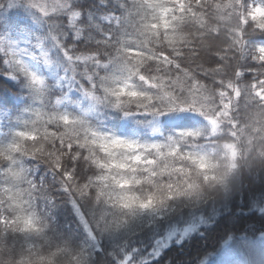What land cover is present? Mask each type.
I'll return each mask as SVG.
<instances>
[{
	"label": "trees",
	"instance_id": "trees-1",
	"mask_svg": "<svg viewBox=\"0 0 264 264\" xmlns=\"http://www.w3.org/2000/svg\"><path fill=\"white\" fill-rule=\"evenodd\" d=\"M48 2L55 3L57 8L47 16L31 7L27 0H15L0 9V34L26 37L28 45L37 53L42 48L50 60L48 67L59 72L64 80L62 87L71 90L66 95L57 96L62 100L59 106L55 105L57 97L53 98L52 105H48L51 90H44L41 96L35 89L25 91L27 86L21 85L11 74L0 75V148L6 149L16 142L18 132L32 128L36 110L65 113L100 131L142 143L164 140L172 127L166 126L161 118L144 114L125 116L118 109L106 108L103 102L97 104L83 90L77 92L67 79L72 68L85 65L76 60L77 56H95L101 61L100 67L105 68L104 76L122 78L127 75L123 68L126 59L123 48L140 47L147 38L152 39V47L159 45L158 40L147 34L145 26L151 22L152 11L143 0ZM20 8L31 21L30 27L7 23V14ZM163 31L161 27L160 32ZM73 50L76 56L70 60L68 57ZM87 65L96 67L91 61ZM73 92L76 95H72ZM246 155L240 149L235 169L239 177L236 180L231 178L235 170L229 172L227 169V158L215 161L217 168L206 173V184L211 181L209 189L219 186V191L228 192L238 186L240 166L246 162ZM14 156L15 163L11 166L20 176L12 177L6 172L9 164L0 162V189L8 187L22 192L24 211L34 220L39 231L17 232L0 225V244L18 250L36 245L44 254L55 253V264H158L161 257L166 258V264H173L174 258L176 264H201L209 255L193 252V236H198L199 243L206 246L209 236L205 229L221 215L231 213L233 219L242 216L249 221L252 210L264 215V203L259 199L251 201L250 209L244 207L243 191L239 192L234 204L206 208L207 201L199 200L204 194L199 182L198 192L192 194L197 199L189 205L164 202L152 209L125 212L118 206L115 196L105 194L98 198L95 186V193L77 191V184L87 183L99 172L90 160L66 156L63 167H57L51 159L42 156L23 153ZM66 170L73 173L72 179L66 178ZM103 187L107 193V182ZM198 209L202 213L195 216ZM193 222L197 227L185 237L180 235L177 230ZM256 227L248 222L244 231H229L214 242L215 251L229 239L253 241L248 231ZM233 261L240 264L238 260Z\"/></svg>",
	"mask_w": 264,
	"mask_h": 264
},
{
	"label": "clouds",
	"instance_id": "clouds-1",
	"mask_svg": "<svg viewBox=\"0 0 264 264\" xmlns=\"http://www.w3.org/2000/svg\"><path fill=\"white\" fill-rule=\"evenodd\" d=\"M33 2L41 6L45 3L51 6L48 0H33ZM7 3L8 0H0V9H4ZM170 6L175 10V15L184 17L183 22L173 21L177 30L183 33V38L177 41L175 48H170L163 42L162 34L161 43L154 48L157 53L161 51L168 53L172 63L147 61L142 71L149 79L165 77L169 84L175 80H183L185 84L183 89L176 87L169 89L177 97V108L171 115L188 117L189 122L183 127L201 133L198 137L189 138L181 143L183 151L202 153L214 161H222L227 158L224 145L238 143L241 151L247 154L246 162L240 166L239 185L228 192L219 191V186L209 189L208 184L211 181L206 184L203 176H197L195 173L187 182L180 173L157 175L154 177V184L143 183L134 186L133 190L144 196L148 192H156L157 186H160L159 194L166 197L164 202L185 206L197 197L187 194L176 195V193L190 192L188 185L195 180L203 186L204 194L199 197V200L207 201L206 208L234 204L240 191L244 193V207L250 209L251 201L255 199L264 203V155H261L264 153V131H255L248 126L254 113L264 114V101L253 95L257 89L264 90V62L259 60L257 51L259 48H264V0H187L183 13L177 10L178 6L171 0ZM188 6L197 13L201 22L194 21L188 14ZM34 8L40 12L39 7ZM7 23L16 27L31 26V21L22 8L17 9L13 19H7ZM34 39L39 41L38 37ZM9 40L10 38L6 35L0 36V75L11 74L21 85L27 86L25 91L28 88L35 89L32 74L40 77L45 84L44 90H51L48 92V105H52L54 97L66 95L71 90V88L64 89L62 87L64 80L59 72L48 67L49 63L45 62L42 48L37 53L31 45L21 47L20 44L9 43ZM68 43L71 44L70 39ZM74 56H76L75 50L68 58L71 60ZM86 71L93 75L92 81L87 79ZM104 71V67L76 65L71 69L72 74L67 77L68 83L77 92L81 90L84 93L94 92L102 98L106 108L117 109L114 107L116 98L104 91L105 82L102 79ZM132 82L140 91L153 95L152 107H167L163 100L156 99L159 96L157 88L152 87L147 81H141L138 76L133 77ZM115 83H122V80H116ZM193 84L199 86V92L206 97L205 102L214 116L223 112L221 107L223 99L232 93V86L238 88L243 94L238 101L233 95L232 107L227 117H220L222 122L215 132L212 131V124L206 116L193 110L180 111L181 103L185 105L191 103L189 93ZM57 85L61 87L58 88ZM72 95L76 93L73 92ZM118 110L123 114L122 110ZM129 110L137 109L133 104ZM85 126L91 127L86 124ZM241 129H245L247 135L240 134ZM234 132L238 135H233ZM176 134L177 129L172 127L169 135ZM167 137L162 142H166ZM249 137H251V144L248 142ZM184 163L186 166L191 165L190 161ZM139 175L145 176L147 173L140 172ZM168 185H172L171 189L167 187ZM169 190L173 193L171 197L166 196ZM89 191L95 193V188ZM8 205L7 194L0 190V215H13L16 210L10 209ZM249 217L252 218L250 221L242 216L233 219L231 213L227 216L221 215L211 227L205 229L209 236V243L206 246L199 243L198 236H193V252L210 256L215 251L214 242H218L229 231L233 233L244 231L248 222L257 225L255 229L248 231L253 240L257 239L264 234V215L252 210ZM25 251L26 248L18 250L15 247L8 248L0 244V264H17V260ZM158 264H166V258L161 257ZM173 264H176V258L173 259ZM209 264H218L216 256L209 260ZM240 264H264V241L255 251L241 260Z\"/></svg>",
	"mask_w": 264,
	"mask_h": 264
},
{
	"label": "snow or ice",
	"instance_id": "snow-or-ice-1",
	"mask_svg": "<svg viewBox=\"0 0 264 264\" xmlns=\"http://www.w3.org/2000/svg\"><path fill=\"white\" fill-rule=\"evenodd\" d=\"M15 0H8L6 6L14 3ZM144 5L152 11L151 22L145 27L148 36L161 43L163 42L170 48H175L178 40L183 38V33L177 30L173 21L183 22V16L174 14V9L170 6V0H143ZM178 6V11L183 13L187 6V0H171ZM31 7H39L40 12L47 16L50 11H56L57 5L52 3L49 6L45 3L43 6L29 0ZM17 9H13L7 14V19L12 20ZM188 14L196 22H201L197 13L188 6ZM171 17V18H170ZM163 27V33L160 28ZM11 43V42H9ZM152 39H145L140 47H125L122 49L124 59L123 68L127 75L122 78L104 76V91L116 98L114 107L123 111L125 116L133 114H144L152 117H159L166 126L177 129L176 135H169L166 142L142 143L138 140L129 139L123 136L102 133L91 127H86L85 122L78 118H73L68 114L58 111L36 110L33 126L28 131L17 133L18 139L15 143L10 144L6 149L0 148V162H7L9 167L6 172L14 178H19L20 174L16 172L11 165L15 163L14 154H31L33 156H42L51 159L57 167H63V161L67 156L69 159H87L95 165L99 172L83 185H76L77 191L83 193L95 186L98 189V198L105 194L115 196L118 206L125 212L133 210H146L155 208L158 204H163L165 196L159 194V187L156 192H148L144 196L133 190L134 186L143 183L154 184V177L157 175L180 173L187 182L193 173L197 176H203L207 179L206 173L209 170H215L217 164L211 157L197 152H188L181 149V143L186 142L189 138L198 137L201 133L190 128H184L183 125L189 122L185 116L171 115L177 108V97L169 89L176 87L183 89L185 84L183 80L167 82L165 77H152L149 79L142 69L147 61H156L165 64L172 63L171 57L166 52H156L151 46ZM40 45H38L39 47ZM159 46V45H158ZM135 49V50H134ZM259 60L264 62V48L257 49ZM46 63H50L46 52H42ZM77 61H83L85 65L91 61L97 67H100L101 61L95 56L76 57ZM89 81L93 80V75L87 73ZM139 77L141 81H147L152 87L159 90V96L167 104L166 108L152 107L154 103L153 95L140 91L132 82L133 77ZM116 80H122V83H115ZM32 81L35 90L42 96L45 89L43 80L32 74ZM114 84V86H110ZM255 87V85H254ZM232 93L225 96L221 105L223 112L214 116L211 114L209 105L205 102L206 97L199 92V86L193 84L189 93L191 97L190 104H180V111L193 110L206 116L212 124V131L218 130L222 122L220 117H227L233 102V95L238 101L243 95L241 91L232 86ZM85 95L90 97L97 104L102 103V98L92 91H86ZM253 95L258 96L264 101V90L257 89ZM127 97V99H122ZM66 98V97H65ZM62 100L57 97L55 105L59 106ZM135 105L136 111L129 110ZM255 131H264V114L254 113L248 125ZM157 131V129H154ZM240 134L247 135L245 129L240 130ZM233 135H238L233 133ZM251 144V137H249ZM226 157L228 160L227 169L229 172L237 168V159L240 155L238 143H226L224 145ZM264 155V153H261ZM185 161H190L191 165L186 166ZM147 173L140 176L139 173ZM68 179L73 178L71 171H65ZM107 182L108 190L105 193L103 183ZM171 189L172 185L167 186ZM190 192L184 193L178 191L176 195L187 194L191 196L198 192V184L195 180L188 185ZM7 194L10 209L16 211L13 215H0V225L6 230L17 232L39 231L35 227L34 220L25 213L22 192L14 191L12 188L5 187L0 189ZM173 195L169 190L167 197ZM218 264H234L231 256V250L225 248L216 256ZM17 264H55V253L44 254L36 245H29L26 251L17 260Z\"/></svg>",
	"mask_w": 264,
	"mask_h": 264
},
{
	"label": "rangeland",
	"instance_id": "rangeland-1",
	"mask_svg": "<svg viewBox=\"0 0 264 264\" xmlns=\"http://www.w3.org/2000/svg\"><path fill=\"white\" fill-rule=\"evenodd\" d=\"M0 36H5V35H1ZM7 37L10 38L9 42H11L12 44H20L21 47H26L28 46V40L26 37L23 36H15V35H11L10 34L6 35ZM29 51H31L29 49ZM228 163V160H227ZM236 170L233 172L234 174H232L231 178L236 180L239 177V173H235ZM202 213V210L198 209V211L195 213V216H198V214ZM197 226L193 223H191L190 225H185L184 229L182 230H177L180 235L182 234L183 237L187 236L190 232H192ZM177 232H175L176 234ZM175 236V235H174ZM182 237V239H183ZM264 241V234H261V236L255 240H251V241H247V242H239L237 240H227V243H225L223 245V247L219 248L217 251H215V253H213L212 255H210L206 260L202 261L201 264H209V260L214 257L217 256V254L221 253L225 248H229L231 250V256L233 260H238L241 261L243 260L248 254H250L251 252L255 251L258 247V245L261 244V242ZM157 255V253L155 254Z\"/></svg>",
	"mask_w": 264,
	"mask_h": 264
}]
</instances>
